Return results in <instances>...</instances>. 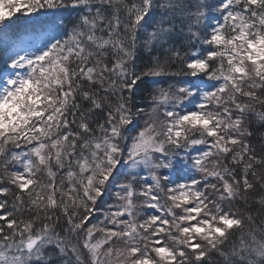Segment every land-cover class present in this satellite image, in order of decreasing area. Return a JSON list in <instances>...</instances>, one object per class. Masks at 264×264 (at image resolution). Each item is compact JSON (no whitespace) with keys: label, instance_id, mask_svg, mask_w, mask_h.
Instances as JSON below:
<instances>
[{"label":"snow or ice","instance_id":"6c2138e0","mask_svg":"<svg viewBox=\"0 0 264 264\" xmlns=\"http://www.w3.org/2000/svg\"><path fill=\"white\" fill-rule=\"evenodd\" d=\"M0 264H264V0H0Z\"/></svg>","mask_w":264,"mask_h":264}]
</instances>
